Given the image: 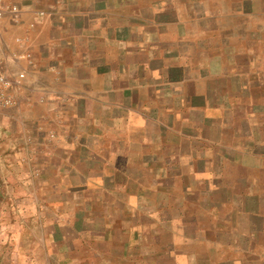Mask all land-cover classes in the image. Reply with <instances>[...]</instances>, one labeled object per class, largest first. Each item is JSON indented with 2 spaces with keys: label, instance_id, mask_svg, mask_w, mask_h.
I'll return each instance as SVG.
<instances>
[{
  "label": "crops",
  "instance_id": "0c3cea01",
  "mask_svg": "<svg viewBox=\"0 0 264 264\" xmlns=\"http://www.w3.org/2000/svg\"><path fill=\"white\" fill-rule=\"evenodd\" d=\"M4 1L0 260L264 264V0Z\"/></svg>",
  "mask_w": 264,
  "mask_h": 264
},
{
  "label": "built area",
  "instance_id": "2783aa9c",
  "mask_svg": "<svg viewBox=\"0 0 264 264\" xmlns=\"http://www.w3.org/2000/svg\"><path fill=\"white\" fill-rule=\"evenodd\" d=\"M9 9V6L5 4L4 0H0V19L3 17L5 12ZM16 10V6L11 7ZM23 77V75H20ZM11 84V80L0 70V107L5 106L10 101L7 99V90Z\"/></svg>",
  "mask_w": 264,
  "mask_h": 264
},
{
  "label": "rangeland",
  "instance_id": "374dc122",
  "mask_svg": "<svg viewBox=\"0 0 264 264\" xmlns=\"http://www.w3.org/2000/svg\"><path fill=\"white\" fill-rule=\"evenodd\" d=\"M2 188H3V186H0V189H2ZM2 195H3V193L0 192V224H1V221L3 220L2 216H3L4 212H5L4 211L3 201H2V198H1ZM2 238H3V236L0 233V240H2ZM0 264H4L2 259L0 260Z\"/></svg>",
  "mask_w": 264,
  "mask_h": 264
}]
</instances>
